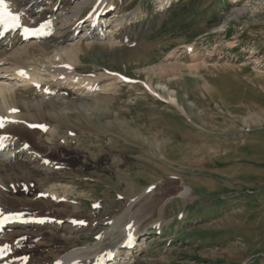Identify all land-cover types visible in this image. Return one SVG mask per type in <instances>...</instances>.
Wrapping results in <instances>:
<instances>
[{
  "label": "rangeland",
  "instance_id": "374dc122",
  "mask_svg": "<svg viewBox=\"0 0 264 264\" xmlns=\"http://www.w3.org/2000/svg\"><path fill=\"white\" fill-rule=\"evenodd\" d=\"M118 1L129 12L141 7V21H132L146 28L142 43H121L115 55L91 49L79 68L120 70L137 84L118 83L101 104L111 109L69 111L80 127L57 148L69 164L60 195L74 206L69 195L80 200L83 212L100 200L107 204L101 217H118L126 198L151 183L156 197L169 194L158 204L166 216L161 233L148 235L128 264H264V0H171L165 12L163 0ZM183 184L188 198L176 195ZM142 199L132 212L152 210V200ZM158 218L143 225L154 232ZM53 237L55 251L39 245L43 239L20 249L57 256L64 238Z\"/></svg>",
  "mask_w": 264,
  "mask_h": 264
},
{
  "label": "bare ground",
  "instance_id": "6f19581e",
  "mask_svg": "<svg viewBox=\"0 0 264 264\" xmlns=\"http://www.w3.org/2000/svg\"><path fill=\"white\" fill-rule=\"evenodd\" d=\"M8 1L13 11L23 14L22 21L25 24L34 27L45 24L49 35L40 40L23 42L21 35L17 33L12 38L6 37L0 40V111H6L22 121V123L6 124L0 128V142H2L0 145L9 146V151L15 152L14 157H8L3 154L0 147V216H12L14 220L46 216L53 221L45 226L48 228L46 232L35 222L19 226L23 223L18 221L0 236V246L11 244L17 250L31 239L35 241L43 239L44 242L39 245L48 246L55 251L57 244L48 243L49 236L60 235L72 238L81 232L90 233L98 228L101 222L105 223L107 228L101 233L100 238L92 243L75 245L72 243L67 248L57 249L59 251L57 256H54L52 251L47 257L42 258L16 251L15 254L1 259L0 264H55L57 260H60L59 264H97L104 259L110 261L113 256L117 259L121 252L118 248L124 245L123 241H118L115 234L121 235L126 227L132 224V231L138 235L143 231L141 226L147 216L158 215L159 218L154 219L152 224L161 225L166 216L162 210L158 211V204L169 194L163 193L156 197L157 193L149 190L153 184L151 183L145 187V191L127 197L126 208L116 218L111 216L99 218V209L83 212L67 201L60 203L62 196L60 190L67 191L62 183L65 181L61 178L62 171H65L69 164L57 148L60 143L66 144L69 134L70 137L75 138L78 135L77 130L80 126H77V122H73L75 120H72L69 111L79 112L82 109L86 111L89 108L106 107L104 105L107 104V100L113 96L118 83L122 82L121 77L117 75L83 72L79 65L83 62L84 55L91 49L111 55L113 52L117 53L115 49L121 48V43H139L146 28L137 25L136 21L131 19L141 21V7L134 6L129 12L123 6L120 7L118 0H112L115 5L113 11L103 13L100 22L93 24L92 17H85L87 12L84 8L87 5L92 7L97 0ZM169 3L171 0L160 2L159 11L165 9ZM82 18L85 20L79 25L78 21ZM19 68H24L28 76L17 74ZM105 69L109 68L105 67ZM37 83L41 84L40 87L35 85ZM47 89L55 95L52 96ZM79 90L85 91V94L76 92ZM172 101L178 103L175 97ZM14 108L19 109V112L12 114ZM32 123H44L45 128L42 131L30 130L27 125ZM31 133H36V136ZM27 143H30L29 146ZM33 182H35L34 186H32ZM25 186H28L27 191H23ZM60 186H63L64 190ZM25 192L28 194L31 192L33 198L29 200L22 196ZM41 192L48 196L38 198ZM190 193V187L183 184L176 195L188 198ZM141 199H151L148 208L152 210L145 207L136 208L132 212L131 208L139 205ZM95 202L102 207L107 206L102 201ZM75 220L87 221L88 227L75 225ZM139 245L132 249H124L127 251V258H134L139 251Z\"/></svg>",
  "mask_w": 264,
  "mask_h": 264
},
{
  "label": "snow or ice",
  "instance_id": "6c2138e0",
  "mask_svg": "<svg viewBox=\"0 0 264 264\" xmlns=\"http://www.w3.org/2000/svg\"><path fill=\"white\" fill-rule=\"evenodd\" d=\"M22 15L19 11H13L7 0H0V27H3L4 30L23 28L25 33H30V30L22 22ZM43 27L44 25H41V28ZM2 126L3 122L0 120V127Z\"/></svg>",
  "mask_w": 264,
  "mask_h": 264
}]
</instances>
